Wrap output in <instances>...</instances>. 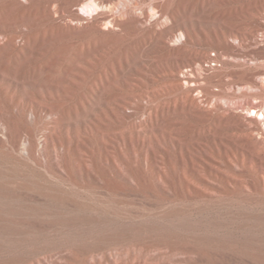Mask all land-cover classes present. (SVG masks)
Masks as SVG:
<instances>
[{"label":"rangeland","instance_id":"1","mask_svg":"<svg viewBox=\"0 0 264 264\" xmlns=\"http://www.w3.org/2000/svg\"><path fill=\"white\" fill-rule=\"evenodd\" d=\"M16 1L15 7L0 9V66L6 65L5 71L0 68V97L6 109L0 108L3 129L11 124L18 111L31 104L23 93L24 86L13 78L16 66L23 60L22 53L30 59L22 62L18 71L26 72L37 63L33 57L39 53L49 56L54 48H60L58 61L71 62L72 71H77L75 66L84 58L95 57L91 78L102 69L109 77L114 75L116 88L107 89L113 93L137 95L150 91L152 94L137 97L142 106H150L156 99L176 97L177 87L163 86L168 81H175L181 89L191 87L190 95L201 111L212 110L211 115H206L209 120L201 119L199 123L213 122L218 110L223 111L232 117L233 126L220 129V133H240L242 128H254L253 140L264 146V0H173L169 8L161 7L166 0H38L24 13L23 6L31 1ZM144 11L147 17H143ZM103 12L109 16L102 18ZM131 16L140 19L134 27L128 24ZM96 18H100L101 30L123 36L103 40L96 51L79 52L77 45L91 35L74 28ZM112 19L118 24H113ZM255 26L256 33L242 40L241 31ZM183 27L191 30L196 39L187 44L183 53L168 54L162 40L171 49L181 45L178 37ZM215 33L221 39L223 35L226 37L231 45L229 51L217 47L215 41L206 42L205 35L212 39ZM11 37L14 45L3 46ZM26 41L34 42L37 49L30 53L28 48H22ZM67 44L74 46L66 49ZM196 50L206 51L210 57L200 60L194 53ZM257 70L260 72L253 76L257 84L251 85L240 77L242 71ZM96 90L98 94L106 91ZM93 99L91 96L90 104L98 105ZM177 107L175 113L173 108L159 111L153 122L154 126L168 124L175 128L166 138L168 143L173 141L179 147L177 139L191 135V128L184 130L185 124L198 119L178 114L180 106ZM35 109L41 113L42 108L36 104ZM133 111L126 109L127 113ZM132 119L146 123L143 112ZM50 120L49 114L23 119L24 125L33 129L30 142L34 151L40 148L48 132L49 124L42 122ZM80 124L91 126L92 123L88 118ZM65 127L67 124L62 129ZM149 135V130L140 133L145 139ZM205 140L214 148L218 143L221 153L225 152V143L232 145L234 154L244 155L249 164L238 175L254 178L253 191L235 187L222 195L168 197L163 201L132 192L109 194L97 183L65 178L39 150L35 151L38 160L28 154L25 148L28 142L15 146L0 132V264L42 261L77 264V260L87 256L108 257L129 246L138 251L143 248L154 257L163 256L165 264H264V184L261 182L264 156L258 157L251 146L241 148L238 145L241 141L234 142L231 136L208 135ZM204 148V140L191 145L194 154ZM164 231L175 236L163 242L159 233ZM193 243L206 247L205 258L181 247ZM169 244L171 247L164 246ZM71 254L75 259L70 258ZM154 257L148 260L149 264H158Z\"/></svg>","mask_w":264,"mask_h":264},{"label":"bare ground","instance_id":"2","mask_svg":"<svg viewBox=\"0 0 264 264\" xmlns=\"http://www.w3.org/2000/svg\"><path fill=\"white\" fill-rule=\"evenodd\" d=\"M30 1L31 4L23 6V13L38 3V0ZM172 3L173 0H166L161 4V7L169 8ZM17 4L16 0H1L0 9L13 8ZM86 8L90 9L88 6ZM108 16L103 12L102 18ZM143 17H147L146 11L143 12ZM173 19L177 23L175 14ZM139 20L138 17L131 16L128 24L134 27ZM111 21L113 24H118L115 19ZM100 24V18H96L95 21L74 28L76 31H86L91 35L90 38L77 45L79 52L96 51L102 45L103 40L109 37L121 38L123 36L118 32L101 30ZM172 30L173 27L168 31L170 35ZM257 30L258 27L255 26L241 31L242 40L246 36L256 33ZM213 36L211 39L208 34L205 35L208 44L215 41L217 47L222 46L226 51L230 50L231 45L224 35L222 39L220 38L221 35L219 36L217 33ZM194 38L196 39V35L187 27H183L178 37L181 45L171 49L167 47L165 40L162 42L168 54L178 55L186 50L187 44L192 42ZM12 40V37L8 38L3 46L14 45ZM73 46L74 44H67L65 48L71 49ZM21 47L28 48L30 53L37 49L34 42L31 41H26ZM60 51V48H54L53 54L49 56H46V53H39L38 57H33L37 61L34 66L29 67L26 72H19L22 62L30 59L29 55L22 53L23 60L16 66L13 78L18 79L24 86V88L22 87L23 93L30 99L31 104L18 111L13 116L11 124L5 129L0 125V132H3L13 145L17 146L28 142L25 146L27 153L35 156L38 160L35 153L37 149L34 151L30 142L33 129L30 126L26 127L23 119L33 120L35 117L42 118L43 114H49L51 120L42 122L49 124V127H47L48 132L38 150L46 160L51 162V165L60 175L69 180L78 178L86 184L97 183L109 194L127 195L132 192L133 195H152L158 201H163L168 197L179 199L185 196L197 198L199 195H222L230 192V189H235V187L242 191L253 189L254 178L252 176L240 177L238 175L244 171L243 169L248 163L244 155L239 157L234 154L232 145L225 143H223L225 148L223 151L225 152L221 153L222 148L218 143H215L216 147L214 148L212 143L210 144L208 140H205V137L216 134L231 136L234 142L241 141L238 144L241 148L245 145L251 146L256 150L255 154L258 157L264 156V146L259 141L253 140L252 129L254 128L249 130L242 128L240 133H220V129L232 127L233 120L231 116L219 110L215 121L199 123L198 121L201 119L209 120L206 115H211L212 110L203 113L195 98L190 95L191 87L181 89L175 81H168L163 86L166 88L177 87L179 93L176 97L156 99L154 104L142 106L137 97L143 94H152L150 91H144L137 95L126 92L113 93L107 89L111 86L116 88L114 83L117 82V78L114 75L109 77L102 69L99 74L91 78V68L95 66L97 61L95 57L93 59L84 58L75 66L77 71H72L71 62L69 63L68 60L58 61L56 55ZM194 53L200 60L210 57L203 50H196ZM5 66V64L1 65L0 68L5 71ZM259 72L258 70L254 72L242 71L240 77L254 85L257 84V81L253 76ZM3 76L7 75L3 74ZM96 88H103L106 91L98 94ZM151 91L153 92L154 89ZM91 96H94L93 100L98 105L90 104ZM122 101L123 103H119ZM111 102L115 103L110 105ZM35 104L42 108L41 113H37ZM178 105L180 106L178 114H188L190 117L198 119L185 124L184 130L191 128V135L178 138L179 147L173 141L171 144L168 143L166 138L167 134L174 133L175 128L169 127L168 124L154 126L153 122L154 119L158 118L159 111L165 109L170 111L173 108L172 111L175 113ZM0 108L1 111L6 110L1 97ZM127 108H132L134 111L127 113ZM218 108L221 110L220 106ZM28 112L31 114L29 118ZM140 112L146 115V123L132 119L134 115ZM262 116L264 117V115ZM88 118L92 123L91 126L80 124V121L87 122ZM248 120L252 121L251 118ZM71 122L73 123L72 127L70 126ZM253 122L258 126L256 120ZM66 124L67 127L62 129V126ZM146 130L150 131V135L146 136V139L141 138V131ZM27 135L29 140L25 141ZM203 140L204 150L201 149L194 154L191 151V145L194 142L203 143ZM261 172L263 173L261 182L264 184L263 167ZM77 204L83 205L80 202ZM159 234V238L163 242L175 236L166 231ZM164 246L171 247L170 244ZM181 247L196 257L205 258L207 254L206 247H197L195 243L181 245ZM142 249L140 248L138 251L135 247L129 246L125 251L116 252L108 257L90 259L87 256L82 260H77V264H149L148 260L154 256ZM70 258L75 259L73 254L70 255ZM209 258L207 257V259ZM153 260L158 264H165L163 256L154 257ZM37 264H46V262L42 261Z\"/></svg>","mask_w":264,"mask_h":264}]
</instances>
